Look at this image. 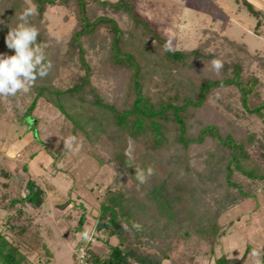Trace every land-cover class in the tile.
Instances as JSON below:
<instances>
[{
    "label": "trees",
    "instance_id": "trees-1",
    "mask_svg": "<svg viewBox=\"0 0 264 264\" xmlns=\"http://www.w3.org/2000/svg\"><path fill=\"white\" fill-rule=\"evenodd\" d=\"M31 2L36 14L30 22L40 31L38 42L48 44L46 53L54 67L27 93L31 99L21 112L24 121L31 124L30 114L40 99L72 121L69 136L76 128L83 129V120L94 119L93 127L100 128L101 115H106L123 137L142 147L143 159L164 169L158 182L145 191L144 184L135 179V167H128L123 149L111 151L116 173L102 192L94 215V230L105 251L90 249L82 239L75 254L82 248L83 262L75 264H163L178 232L174 207L181 205L189 214L200 216L187 213L194 224L186 225L184 234L194 232L212 243L218 230L216 218L225 203L249 200L256 210L264 203V96L260 77L250 69L254 63L257 70L264 71V56L249 51L244 42L209 29L203 30V38L192 48L171 46L165 50L169 39L137 11L136 0ZM235 2L257 19V31L264 11L249 0ZM55 5L74 18L67 37L59 39L50 35L42 22L46 8ZM25 8L23 0H0V20L4 21L0 24V54L8 49L4 47L8 26L19 22ZM213 59L223 62L219 73L212 69ZM61 69L69 71L64 86L54 82ZM100 79L105 80V87L96 83ZM214 96L221 98L218 103L226 111L209 102ZM227 96L232 97L233 105H228ZM17 97L6 100L12 106ZM235 104L260 120L259 134L236 122ZM76 107L81 111L68 113V108ZM30 130L37 139V129L32 126ZM66 152L62 141L50 154L56 160ZM96 157L102 162L100 155ZM6 198L7 193L2 192L0 208L9 212L0 231V264H33L28 259L33 254L48 262L52 254L40 234V221L23 207H40L44 189L28 177L18 196ZM211 207L207 217L203 212ZM84 220L82 212L73 229L80 230ZM133 222L142 229L133 228ZM232 260L221 255L214 263L230 264Z\"/></svg>",
    "mask_w": 264,
    "mask_h": 264
},
{
    "label": "rangeland",
    "instance_id": "rangeland-1",
    "mask_svg": "<svg viewBox=\"0 0 264 264\" xmlns=\"http://www.w3.org/2000/svg\"><path fill=\"white\" fill-rule=\"evenodd\" d=\"M249 1L264 11V0ZM23 2L26 7L33 5L31 0ZM136 8L153 23L159 33L171 40L173 48H192L203 38V30L209 29L244 42L249 51L264 56V14L260 16L261 25L256 31L254 26L257 19L235 0H136ZM42 22L45 23L46 31L56 39L67 37L74 26L73 14L60 5L47 7ZM8 52L14 55L10 49L3 54ZM250 69L260 77L261 95L264 96V71L257 70L254 63L250 64ZM68 73V69H61L54 82L64 86ZM96 83L106 86L103 79ZM219 98L211 97L209 102L221 107ZM30 99L27 93L18 94L12 105L17 110L6 99H0V199L2 192L7 193L6 199L18 196L25 180L28 177L34 179L44 189L45 200L38 208L30 205L23 207L40 221V234L52 256L48 262L44 256L36 254L28 256V259L33 264H75V246L82 239L86 241L84 233L88 234L90 249L105 251L104 244L97 237L99 234L96 236L94 230V215L98 212L102 192L111 184L116 173L111 151L122 148L138 165H143L145 169L149 166L155 169V174L144 184L145 191L158 182L164 175V169L146 157L143 159L142 147L130 138L123 137L106 115H101L104 120L100 128L93 127L96 123L94 119L88 122L83 120V129L76 128L73 135L77 137L79 150H67L62 158L54 160L50 153L70 135L72 121L54 105L40 99L30 114L33 121L29 125L22 118L21 112ZM226 100L230 103L228 105H233L231 96H227ZM235 106L233 117L236 122L259 134L260 120L246 115L238 104ZM222 110L227 109L222 106ZM78 111H81L78 107L68 108L70 114ZM32 126L37 129V139L32 136ZM96 155L102 157V162H99ZM211 176L213 179V174ZM126 184L131 186V180L127 179ZM204 197L207 199L208 193ZM61 203H65V206H60ZM251 206L252 203L247 200L227 202L224 208L220 207L223 210H220L216 218L218 230L212 243L207 237L194 232L184 234V227L187 225L190 228L194 224V219L187 218V213L194 218L200 216L196 212L189 214L181 205L174 207L178 232L171 240L168 258L162 263L215 264L214 260L224 255L233 259L230 264H254V258L250 256L252 250L264 252V203L257 210ZM212 209L206 208L203 213L209 217ZM65 211L70 214L65 215ZM8 212L0 208V231ZM82 212L85 214L84 223L80 230L75 231L73 228Z\"/></svg>",
    "mask_w": 264,
    "mask_h": 264
},
{
    "label": "clouds",
    "instance_id": "clouds-1",
    "mask_svg": "<svg viewBox=\"0 0 264 264\" xmlns=\"http://www.w3.org/2000/svg\"><path fill=\"white\" fill-rule=\"evenodd\" d=\"M36 14V6L30 4L18 16V23L14 26H8L9 30L5 37V43L8 49L14 51V55L0 54V99L17 97L20 93H28L36 85L38 79L46 78L52 71L54 65L48 58L46 42H38L40 36L39 29L31 24L30 17ZM4 21L0 20V24ZM165 50H171V40L164 44ZM212 69L219 73L223 68V62L220 59L211 61ZM64 148L79 150L77 137L68 136L63 141ZM128 155V167H135V179L140 184H146L150 177L155 174V169L149 166L147 169L136 166L133 157ZM122 227L127 230V224ZM132 227L141 230L142 225L133 222ZM83 238L87 240L88 234L84 233ZM83 252V250H82ZM250 256L254 258V264H264V252L253 249Z\"/></svg>",
    "mask_w": 264,
    "mask_h": 264
},
{
    "label": "built area",
    "instance_id": "built-area-1",
    "mask_svg": "<svg viewBox=\"0 0 264 264\" xmlns=\"http://www.w3.org/2000/svg\"><path fill=\"white\" fill-rule=\"evenodd\" d=\"M76 263H82L83 262V257H84V251L82 252V248L79 249V251L76 253Z\"/></svg>",
    "mask_w": 264,
    "mask_h": 264
}]
</instances>
